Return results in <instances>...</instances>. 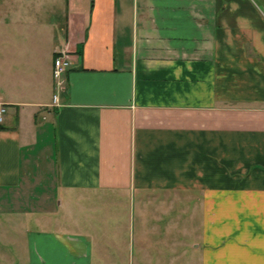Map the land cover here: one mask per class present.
Here are the masks:
<instances>
[{
	"label": "crops",
	"instance_id": "obj_1",
	"mask_svg": "<svg viewBox=\"0 0 264 264\" xmlns=\"http://www.w3.org/2000/svg\"><path fill=\"white\" fill-rule=\"evenodd\" d=\"M40 9L52 56L72 61L55 105L35 42ZM0 102V217L46 221L27 229L29 264H173L183 220L199 264H264L257 0H0ZM64 194L128 195L125 252L99 241L109 205L51 229Z\"/></svg>",
	"mask_w": 264,
	"mask_h": 264
},
{
	"label": "rangeland",
	"instance_id": "obj_2",
	"mask_svg": "<svg viewBox=\"0 0 264 264\" xmlns=\"http://www.w3.org/2000/svg\"><path fill=\"white\" fill-rule=\"evenodd\" d=\"M35 4V2L33 3ZM56 5H60L58 3H53ZM258 6L264 10V2L262 0H257ZM40 13L43 17L37 18L35 21V29L36 39L35 42L38 45V52H42L43 59H46L47 62L53 63V56L51 54V48L49 46V32L52 31V19L50 15V11L45 9H40ZM22 18L27 22L26 26H31L30 23L34 19L33 17L26 16L25 13L21 14ZM42 18V19H41ZM60 24V19L54 17L53 24ZM13 25V24H12ZM16 38L23 40V41H33L32 35L29 34H22V35H15ZM31 38V39H30ZM67 52V51H66ZM46 53V54H45ZM47 77H49V83L52 87L54 84V78L51 71L47 72ZM49 85V91L51 86ZM50 93H48L49 96ZM64 197L65 200H68L66 203V207L63 206L62 209L58 208L57 211V218L58 222L49 223L47 225L51 227V229H57L61 225L63 228L67 229H75L74 222L76 219L77 214L81 215L82 219H86L89 214L92 212L86 213L84 208L92 206V204L96 203L101 205V209L106 205H109V212L102 211V218L107 220H102V224H98L97 227V235L99 237V241H101V245H106L111 249L112 255L118 256L123 254L126 250L128 241L130 239L131 227L129 222L130 216V204H129V196L125 194H116V195H100V196H93L92 194L83 195L81 196L80 200L77 199V196L68 195ZM58 200H56V203ZM83 206V210H79L78 207ZM109 213V215H108ZM108 215L104 216V215ZM34 215L30 218H18V217H0V264H29L28 261V251L29 246L27 242V229H35L36 227H46L45 219H41V224L38 223ZM81 219V220H82ZM90 221L92 219H89ZM98 223V222H96ZM189 221H182L181 222V257L177 260H174L173 264H199V257H196L195 253H193V248H191L192 244H189L188 239V227ZM196 229L197 234L200 233V215L198 213L196 217ZM48 227V226H47ZM96 234V233H95ZM94 234V235H95ZM31 249V248H30ZM195 256V257H194ZM171 259H164V262H172ZM114 264H137V259L131 256L126 258L118 257L113 260Z\"/></svg>",
	"mask_w": 264,
	"mask_h": 264
},
{
	"label": "built area",
	"instance_id": "obj_3",
	"mask_svg": "<svg viewBox=\"0 0 264 264\" xmlns=\"http://www.w3.org/2000/svg\"><path fill=\"white\" fill-rule=\"evenodd\" d=\"M72 61L66 50L60 49L56 50L53 56L52 63V75L54 78V89L56 90L52 94V103L55 105L58 101V92L65 84V74L67 69L71 66ZM6 107L0 102V124L3 123L4 117L6 115Z\"/></svg>",
	"mask_w": 264,
	"mask_h": 264
},
{
	"label": "trees",
	"instance_id": "obj_4",
	"mask_svg": "<svg viewBox=\"0 0 264 264\" xmlns=\"http://www.w3.org/2000/svg\"><path fill=\"white\" fill-rule=\"evenodd\" d=\"M54 54H55V52H54ZM1 128H3L2 124H0V129H1Z\"/></svg>",
	"mask_w": 264,
	"mask_h": 264
}]
</instances>
